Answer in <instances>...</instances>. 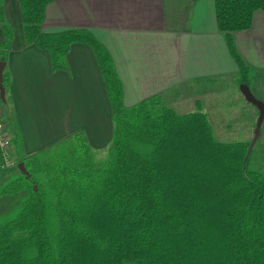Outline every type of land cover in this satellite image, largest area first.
I'll return each instance as SVG.
<instances>
[{
  "label": "trees",
  "instance_id": "obj_1",
  "mask_svg": "<svg viewBox=\"0 0 264 264\" xmlns=\"http://www.w3.org/2000/svg\"><path fill=\"white\" fill-rule=\"evenodd\" d=\"M4 1L0 61L7 63L15 31ZM18 1L27 42L49 52L54 72L70 71L74 43L91 47L113 131L101 159L85 129L31 154L11 131L16 164L0 163V264H264V170L251 166L254 141H220L199 100L187 113L160 94L126 106L114 58L90 30L46 32L51 0ZM214 2L236 79L251 87L257 70L234 34L252 27L264 0ZM11 78L5 67L2 105Z\"/></svg>",
  "mask_w": 264,
  "mask_h": 264
},
{
  "label": "crops",
  "instance_id": "obj_2",
  "mask_svg": "<svg viewBox=\"0 0 264 264\" xmlns=\"http://www.w3.org/2000/svg\"><path fill=\"white\" fill-rule=\"evenodd\" d=\"M4 5L15 31L5 66L12 76L9 101L0 103L5 132L21 133L26 154L77 129L87 131L94 147L107 145L112 110L91 47L74 43L67 56L70 71L54 72L49 52L25 38L19 1L5 0ZM74 28L90 30L109 49L124 84V100L132 104L160 94L163 101L178 99L179 105L209 91V81L238 73L217 26L214 0H51L43 30ZM234 35L242 56L257 70L254 83L264 85V11L256 12L250 29ZM197 99L206 111V102Z\"/></svg>",
  "mask_w": 264,
  "mask_h": 264
},
{
  "label": "rangeland",
  "instance_id": "obj_3",
  "mask_svg": "<svg viewBox=\"0 0 264 264\" xmlns=\"http://www.w3.org/2000/svg\"><path fill=\"white\" fill-rule=\"evenodd\" d=\"M236 78V76H223V78H216L214 82L209 81L206 87L209 91L201 92L200 95L196 93L192 98L183 99L179 105L174 102L179 101L178 99L168 98L171 102L166 99L163 102L174 107L179 113H187L197 109V98L203 99L216 137L225 142L253 140L251 166L264 170V105L252 103L244 94L242 84ZM253 85L255 88H260L258 92L254 90L253 93L255 96H260V100L264 102V85L258 82ZM124 102L126 106L132 105L128 98ZM1 121L5 125L3 117ZM7 135L10 139V134ZM106 149V145L97 147L96 157L103 158L106 155ZM14 158L15 153L11 145L7 150L0 149V163L5 167H13ZM5 209L6 206L0 204V212Z\"/></svg>",
  "mask_w": 264,
  "mask_h": 264
},
{
  "label": "water",
  "instance_id": "obj_4",
  "mask_svg": "<svg viewBox=\"0 0 264 264\" xmlns=\"http://www.w3.org/2000/svg\"><path fill=\"white\" fill-rule=\"evenodd\" d=\"M5 66H6V62L5 61H0V97L2 99H4L5 96H6V89H5V86L3 84V72H4V69H5ZM241 87H242V90H243L244 94L246 95V97L252 103H255V104H258V105H264V102L255 96V94L252 92V89H251V87H249V85L242 84ZM18 167L23 173L28 174V171H27V169L25 167L24 162H20L18 164Z\"/></svg>",
  "mask_w": 264,
  "mask_h": 264
},
{
  "label": "built area",
  "instance_id": "obj_5",
  "mask_svg": "<svg viewBox=\"0 0 264 264\" xmlns=\"http://www.w3.org/2000/svg\"><path fill=\"white\" fill-rule=\"evenodd\" d=\"M3 113L0 110V149L7 150L10 148V139L5 132L4 125L2 124Z\"/></svg>",
  "mask_w": 264,
  "mask_h": 264
}]
</instances>
